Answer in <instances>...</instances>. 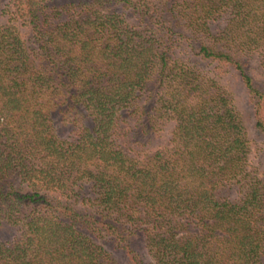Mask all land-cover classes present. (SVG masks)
Here are the masks:
<instances>
[{
    "label": "trees",
    "instance_id": "16d2710c",
    "mask_svg": "<svg viewBox=\"0 0 264 264\" xmlns=\"http://www.w3.org/2000/svg\"><path fill=\"white\" fill-rule=\"evenodd\" d=\"M0 17V264H264V0Z\"/></svg>",
    "mask_w": 264,
    "mask_h": 264
},
{
    "label": "rangeland",
    "instance_id": "374dc122",
    "mask_svg": "<svg viewBox=\"0 0 264 264\" xmlns=\"http://www.w3.org/2000/svg\"><path fill=\"white\" fill-rule=\"evenodd\" d=\"M0 23H3V20L1 19V17H0ZM255 62L256 60L254 59L250 60L251 70L249 71L252 72L255 82L259 84L260 86H262L261 88H264V76L260 72H258V70L254 68L256 64ZM230 90L233 94L234 101L237 107L240 109L242 113L245 125L248 130V137L250 138V140L255 139V133L251 128V118H250L249 111H248V100H247L246 93L243 90V87H241V85L237 81H235L231 85ZM256 141L259 142L258 139H256ZM260 152H263V151L261 150ZM260 155L264 157V153H261ZM254 156L257 157V153H255ZM6 235H8V232H5V231L0 232V239L4 240Z\"/></svg>",
    "mask_w": 264,
    "mask_h": 264
}]
</instances>
